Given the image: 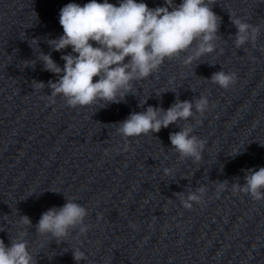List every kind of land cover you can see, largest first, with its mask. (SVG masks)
Returning a JSON list of instances; mask_svg holds the SVG:
<instances>
[{"label": "water", "instance_id": "water-1", "mask_svg": "<svg viewBox=\"0 0 264 264\" xmlns=\"http://www.w3.org/2000/svg\"><path fill=\"white\" fill-rule=\"evenodd\" d=\"M88 2L0 0V239L10 246L26 231L37 264H77L73 250L84 253L78 264H264V199L235 187L264 167V0H215L213 53L190 66L166 58L119 103L72 107L52 96L47 85L58 76L39 54L63 68L71 47L57 52L48 43L63 34L60 9ZM230 15L259 27L256 40L237 48ZM221 70L236 74L227 89L211 81ZM201 95L208 107L188 121L135 137L118 132L133 112ZM189 124L205 142L199 161L181 158L169 140ZM190 194L201 199L186 208L181 196ZM66 199L87 210V231L77 227L59 243L35 225Z\"/></svg>", "mask_w": 264, "mask_h": 264}, {"label": "clouds", "instance_id": "clouds-1", "mask_svg": "<svg viewBox=\"0 0 264 264\" xmlns=\"http://www.w3.org/2000/svg\"><path fill=\"white\" fill-rule=\"evenodd\" d=\"M164 3L165 6L155 8L137 0H118V5L108 0L64 5L59 12L63 34L48 43L57 52L71 47V53L61 56L63 68L51 54H39L44 69L58 76L47 85L52 96L61 94L72 107L119 103L132 93L134 81L149 77L166 58L182 59L183 65L190 66L215 51L221 24V17L212 10L215 0H181L179 4L164 0ZM230 22L237 29L234 41L237 48L256 40L259 27L231 15ZM211 81L227 89L235 83L236 74L221 70L212 74ZM208 104V99L201 95L194 102L177 99L166 110L148 106L118 123V132L124 137L159 133L162 128L188 121L194 116V109L203 114ZM193 130L190 124L180 127L169 134V140L181 158L199 161L205 142L193 135ZM244 180L242 186L235 187L254 200L264 199V167L247 170ZM204 191L198 189L200 193ZM200 199L196 194L188 195L186 200L181 196L186 208L191 207V201ZM87 215L81 204L66 199L62 206L43 212L35 228L39 234L60 243L77 227L81 233L87 231L84 224ZM21 219L31 225L27 216ZM26 236V231H19L11 238L10 246L0 239V264H37ZM72 254L77 264L85 259L79 250H73Z\"/></svg>", "mask_w": 264, "mask_h": 264}]
</instances>
